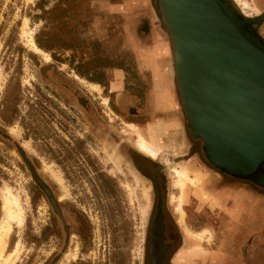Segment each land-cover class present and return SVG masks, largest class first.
Instances as JSON below:
<instances>
[{
	"label": "rangeland",
	"instance_id": "obj_1",
	"mask_svg": "<svg viewBox=\"0 0 264 264\" xmlns=\"http://www.w3.org/2000/svg\"><path fill=\"white\" fill-rule=\"evenodd\" d=\"M231 5L253 20L264 39V19L258 20L264 0H232ZM157 11V0H0V223L10 224L0 263L17 251L13 264H144L145 217L152 196L150 183L129 166L128 156L138 149L151 158L141 149L142 138L159 144L158 159L167 150L181 152L183 143L177 136L165 138L166 125L145 132L129 124L133 111L120 113L108 84L114 68H133L122 34L125 24L152 25ZM129 75L134 83L138 76ZM68 138L74 143L70 177L49 156L50 145H63ZM23 153L62 199L69 230L26 170ZM162 159L161 165L169 163V156ZM175 164L173 176L167 173L175 186L172 199L179 212L188 202V225L197 227L201 214L190 196L194 192L181 202L196 186L189 181L183 189ZM5 199L14 202L11 220ZM185 232L180 253L185 260L178 264H199L208 254L202 248L211 249L201 242L212 241V231Z\"/></svg>",
	"mask_w": 264,
	"mask_h": 264
},
{
	"label": "water",
	"instance_id": "obj_2",
	"mask_svg": "<svg viewBox=\"0 0 264 264\" xmlns=\"http://www.w3.org/2000/svg\"><path fill=\"white\" fill-rule=\"evenodd\" d=\"M230 0H158L190 133L208 161L264 181V39Z\"/></svg>",
	"mask_w": 264,
	"mask_h": 264
},
{
	"label": "flooded vegetation",
	"instance_id": "obj_3",
	"mask_svg": "<svg viewBox=\"0 0 264 264\" xmlns=\"http://www.w3.org/2000/svg\"><path fill=\"white\" fill-rule=\"evenodd\" d=\"M230 2L232 3V0H230ZM231 3L229 4L231 5ZM231 6L233 7L234 5ZM233 8L235 9V7ZM235 10L237 11V9ZM238 13L247 21L251 22L253 28L255 29V32H257V28L253 20L248 19L247 16L241 14L240 12ZM157 15V20L155 19L152 25L150 21H146L148 22L147 24L144 23L143 26L147 27L146 32H144L143 30L144 27L138 28L136 25L134 26L129 22L125 24L122 34L126 48L134 59L133 68L130 71L129 69H125L122 67L114 68L113 70H111L112 80L108 84L110 93L114 94V96L116 97L117 107L119 108L120 113L129 114L133 111L134 122H129V124L138 126L145 132H147L151 128V126L155 127L159 123L162 124L161 121L163 120V118L168 116L166 114L153 111L154 100L152 99V96L149 95L150 90H152L154 87H161L163 80L161 79L162 76L159 71V66L155 61L149 59V51H146V48L142 47V44H144V42L146 41L152 40L157 42L159 40H162L168 42L173 50L171 37L162 21L159 6ZM263 17L264 14L262 13L259 16L258 20H263ZM159 19L161 23L159 22ZM259 37L263 39L260 35ZM38 47L42 49L40 46ZM150 67L153 69L154 75L150 70ZM131 71H133L138 76L137 78H135L134 83L129 82V76L131 75H129V72L131 73ZM173 73L177 88V94L179 99L181 100L179 86L175 75V62ZM77 80L81 81L79 79ZM128 83L129 85H134L135 88H129L127 86ZM88 84L98 85L101 87V89L104 88V86L96 81H89ZM161 94L162 95L159 94L158 98L166 102L168 100V97L166 96L167 90L165 89V92ZM181 108L185 114L184 126L181 128V126L177 125L172 120L171 122L173 123H170L171 125L167 126L165 134V138L177 136L176 139L178 140V143H183V146L178 147L181 149V152L176 151L177 153L174 155L171 150H167L164 151L161 154V157L158 159L159 155L156 158L152 156L150 158L138 151L136 147L137 150L134 155L128 154L129 166L133 168V170L139 175L140 178L150 183V187H148V189H150V193L152 196L151 206L145 217L143 251L144 264H178L179 261L182 263L185 258L183 257V260H180L182 256V254L180 253H183L184 248L186 247L187 234L185 231H189L190 229L193 232H198L203 228H207L212 231V241L201 242V244L207 243V245H210L211 249H208L206 251L202 248L203 252L201 253H213L214 248L216 246H219V244H221L222 242V239L224 238L223 215H216L214 211V190L215 188H218L221 190V192H223L224 190L228 189L230 184H238L245 181L244 179L235 178L220 171L208 161L204 153L203 141L194 138L190 133L189 122L186 117V111L182 104V100ZM170 116V118L173 117L172 115ZM142 118L145 121L144 123L139 121ZM67 142L68 143L63 142V145H50L49 156L53 161H57V164L63 167L65 175L70 177V175H72L71 152L72 144L74 143L69 138L67 139ZM166 155L169 156V163L167 164L164 162L162 165L158 163L159 161H161L162 157H165ZM22 157L25 161L26 170L32 173L37 186L46 195V197H48L56 215L59 217L65 228L69 230V224L66 221L60 205L62 199L60 197L54 196L53 188L51 186H48L47 183H45L43 177L40 175L41 171L36 165L37 163L34 161L32 162L24 153ZM36 158L39 159V157ZM85 161L87 165H89L87 159ZM175 162L177 163L175 164L177 166H179L180 163H191L194 167L193 172H191L190 174L195 176V173L201 171L204 175L202 181L199 182L200 184L198 183L196 187H191L189 192L186 191L182 197L183 202H185V200H187L190 196L194 197L193 201L197 200L198 207L196 210L201 214L200 217L202 218L201 221L200 217L197 218L198 220L195 222L197 223V227H195V224H193L194 226L188 225V214L185 211V207L188 206V202H186V204L184 205V209L181 207V212H179L180 209L176 208V203L172 199L174 195L171 196L170 190L171 188H175V186L173 181H169L167 173L172 174L170 167ZM100 172L103 171L100 170L98 173ZM51 179L60 184L52 176ZM191 191H193L194 194H190L189 196V193H191ZM199 198L202 200L200 202V205H198ZM206 200L207 202H205ZM169 202L171 203V207L169 205ZM182 213L183 220L181 219ZM182 221L184 225H182Z\"/></svg>",
	"mask_w": 264,
	"mask_h": 264
},
{
	"label": "crops",
	"instance_id": "obj_4",
	"mask_svg": "<svg viewBox=\"0 0 264 264\" xmlns=\"http://www.w3.org/2000/svg\"><path fill=\"white\" fill-rule=\"evenodd\" d=\"M142 47L149 51V59L159 66L163 80L161 87L150 90L149 95L154 100L153 111L168 115L161 121L163 125L169 126L173 120L182 128L185 114L174 80L173 50L168 42L162 40L146 41ZM150 70L153 72L151 67ZM165 89L166 102L158 98ZM213 204L215 214L223 215L224 238L213 253L202 257L199 264H264V181L232 183L223 192L215 188Z\"/></svg>",
	"mask_w": 264,
	"mask_h": 264
},
{
	"label": "bare ground",
	"instance_id": "obj_5",
	"mask_svg": "<svg viewBox=\"0 0 264 264\" xmlns=\"http://www.w3.org/2000/svg\"><path fill=\"white\" fill-rule=\"evenodd\" d=\"M141 149L145 153H148L149 155H151L153 157H157V155L160 153L159 152L160 151L159 144L154 143L153 141H151V139H147V138H145V139L142 138ZM187 163H188V161H187ZM193 167L194 166L191 163L190 164H181V165H179V168L176 169L177 175L180 176L184 182L183 183V189H185V185L187 182L189 183V181H190V183H192L194 186H196L199 182L202 181V179L204 177L203 173L201 171H199L198 173H195V176L192 177L193 179H190V173L193 172ZM181 200H182V197H181ZM4 203H5L4 206H5V210H6V218L8 220H11L14 218V214H15V212H13V209H12L14 202L9 200V199H5ZM9 226H10L9 223L6 225L0 223V259L2 258L3 251L5 249L6 242H7L9 233H10L9 232V230H10ZM17 256H18V252L16 251L9 258L4 260L3 263H0V264H13L14 261L16 260Z\"/></svg>",
	"mask_w": 264,
	"mask_h": 264
},
{
	"label": "trees",
	"instance_id": "obj_6",
	"mask_svg": "<svg viewBox=\"0 0 264 264\" xmlns=\"http://www.w3.org/2000/svg\"><path fill=\"white\" fill-rule=\"evenodd\" d=\"M264 18V17H263Z\"/></svg>",
	"mask_w": 264,
	"mask_h": 264
}]
</instances>
